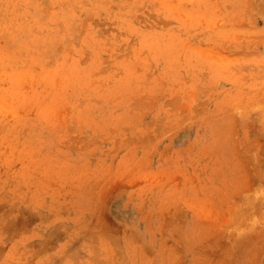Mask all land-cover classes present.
I'll list each match as a JSON object with an SVG mask.
<instances>
[{"label":"rangeland","instance_id":"rangeland-1","mask_svg":"<svg viewBox=\"0 0 264 264\" xmlns=\"http://www.w3.org/2000/svg\"><path fill=\"white\" fill-rule=\"evenodd\" d=\"M0 264H264V0H0Z\"/></svg>","mask_w":264,"mask_h":264}]
</instances>
